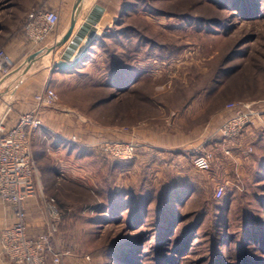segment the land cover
<instances>
[{
	"label": "rangeland",
	"instance_id": "1",
	"mask_svg": "<svg viewBox=\"0 0 264 264\" xmlns=\"http://www.w3.org/2000/svg\"><path fill=\"white\" fill-rule=\"evenodd\" d=\"M47 2L0 0V49L14 61L0 70V110L15 122L47 84L60 95L32 139L29 234L48 231L54 199L61 264H264V0H120L105 39L71 76L52 71L60 50L47 54L25 36L28 13L54 9ZM70 19L71 8L61 21ZM125 66L141 75L139 94L116 88L114 70ZM239 101L262 115L234 138L242 171L222 174L223 139L212 135ZM109 139L143 145L122 161L94 144ZM160 139L173 151L159 153ZM203 152L212 153L209 170L193 165Z\"/></svg>",
	"mask_w": 264,
	"mask_h": 264
},
{
	"label": "built area",
	"instance_id": "2",
	"mask_svg": "<svg viewBox=\"0 0 264 264\" xmlns=\"http://www.w3.org/2000/svg\"><path fill=\"white\" fill-rule=\"evenodd\" d=\"M60 20L58 10L37 7L30 11L24 24V32L32 47L44 49L45 42L54 33ZM13 65L11 56L1 48L0 70L7 72ZM59 100L57 90L47 84L35 92L33 108L20 113L15 122L9 118L11 110L7 106L0 110V200L16 210V221L0 231V246L2 252L15 264L62 263V254L52 249L58 222L62 217L55 200L47 201L48 231L38 237H32L28 232L27 211L28 200L37 195L32 139L37 131L46 128L41 117L42 110L57 104ZM227 109L231 114L212 135L222 138L224 142L240 136L245 128L262 115V111L250 102H230ZM94 144L122 161L133 159L143 145L135 140L120 139L101 140ZM226 150L229 153V149ZM252 150L249 147L246 153ZM212 160L210 152L197 153L193 157V165L199 170H209ZM223 195L224 187L219 186L215 197L220 199Z\"/></svg>",
	"mask_w": 264,
	"mask_h": 264
},
{
	"label": "crops",
	"instance_id": "3",
	"mask_svg": "<svg viewBox=\"0 0 264 264\" xmlns=\"http://www.w3.org/2000/svg\"><path fill=\"white\" fill-rule=\"evenodd\" d=\"M76 2H77V0H50V1L48 0V2L45 3L46 5H49L51 8H54L55 10L58 9L60 14H61V19H62L63 14L66 13L69 8H71V19H70V21L68 23H64L63 21L60 20V23L56 27L54 33L51 34V36L48 38V40L44 44V46H46L47 49L53 48V46L59 40H61V38L64 36V34L69 29L72 18H73V13H74L73 11H74V6H75ZM98 5L104 9V11L101 13L100 21L97 24V27H98L97 35H99L101 37L102 29L107 27V24H108L107 22L110 20V18H112V16H114L113 14H115V12L118 8V5L120 6V0H83L82 3L80 4V7H79L78 12L76 14V16H77L76 31L78 30V28H80V26H82L88 20V18L91 16V14H94L96 16H97V14H99V11L95 10V8ZM119 12H121V11H119ZM88 41H89V38L86 37L84 39L82 45L80 46L79 50L76 52L75 57L83 49V47L86 45V43ZM100 41L101 40L99 39L92 46L93 48L92 47H90V48L95 49ZM68 45H69V42L58 48V50H60V52H59V55L57 56L56 60H59L61 58L62 54L64 53V51L66 50ZM92 49H90V51H92ZM90 51L85 56L84 60L79 64L80 66L85 65L83 63H87L88 60H90V56H89ZM47 54H48V52H47ZM49 58H50V54H49ZM76 68L77 67H74L72 69L75 70ZM56 73L59 75L62 74V75H68V76H71V74H73V72L70 73L69 69L65 70V71L57 70ZM51 77H52V75L50 77L47 76L48 79ZM63 77H65V76H63ZM140 82H141V75L138 72L136 73V75H134V73H133V75H131L130 71L126 70L123 72L119 82L115 86H116V88H118L120 90V92H122L123 96H128V94H130V93L139 94L138 87L140 85ZM110 86H111V84H110ZM29 106H30V109L33 108V100H31V103ZM249 128L253 129L254 127H249ZM154 134H156V133H154ZM157 135L158 134H156V136ZM126 137H130L129 134H126ZM156 142L158 143L157 144L158 146H155L154 148L158 149L159 153H164L166 151H168V152L173 151V149H171V148H166V143L163 142L161 139L156 141ZM241 146H243V141L240 139H238V140L233 139V140H229L227 142H223L222 144H220V158L218 160L219 161L218 162L219 163V165H218L219 169L217 170V172H219V170H220V172L222 174H224L225 172H228L229 169L232 170L235 167H237L238 170L240 168V171H242L240 165L243 163V161L239 157V150L242 149V148L240 149ZM227 148L229 149L230 155L226 154ZM228 159H231L234 162H231V161L228 162ZM229 163L232 164L231 167L229 166V165H231ZM34 204L35 203L33 202V200H28L27 209L29 212L33 211ZM15 221H16V210H15V208L9 204H6L2 200H0V231L3 230L4 228L8 227V226H11ZM39 221L40 220L35 219L33 221V224L40 226L41 222H39ZM0 264H14V262L12 260H10L2 252L1 246H0Z\"/></svg>",
	"mask_w": 264,
	"mask_h": 264
},
{
	"label": "water",
	"instance_id": "4",
	"mask_svg": "<svg viewBox=\"0 0 264 264\" xmlns=\"http://www.w3.org/2000/svg\"><path fill=\"white\" fill-rule=\"evenodd\" d=\"M82 1L83 0H77L74 6L73 18L67 32L61 38V40H59L53 46V48L47 49V52L50 53L58 49L60 46H63L69 42V45L62 54L61 58L56 62H54L53 71L54 70L56 71L57 69L61 71H65L79 65L90 51V47L93 46L100 39V36L97 35L98 32L97 24L100 21L101 13L104 11V9L99 5L95 8L96 11H99V14H97V16L91 14L88 20L82 26H80V28H78V30L76 31V26H77L76 14ZM86 37L89 38V41L75 57L76 52L79 50L80 46L82 45ZM41 52L42 50H38L32 53L28 59L30 63L36 61L38 57L41 55Z\"/></svg>",
	"mask_w": 264,
	"mask_h": 264
},
{
	"label": "trees",
	"instance_id": "5",
	"mask_svg": "<svg viewBox=\"0 0 264 264\" xmlns=\"http://www.w3.org/2000/svg\"><path fill=\"white\" fill-rule=\"evenodd\" d=\"M124 6H125L124 9L127 10V8H131V6L135 7L136 4H133V5L131 4V5H130L129 3H127V4H125ZM124 13H125V11H121V14H120V15L123 16V15H125ZM103 39H105V37H104V38H103V37H100V40H103ZM130 40H131L130 44H133V43H134V42H133L134 39L131 37ZM131 60H132V57H131ZM124 63H125V62H124ZM120 64H121V62H120ZM125 65H126V64H125ZM116 68H117V67H116ZM116 68H115L114 72L119 73V74H118L119 76L116 78V83H115V85L119 82V80H120V78H121V75L123 74L124 71H126V70H127V71H130V72L132 71V68L130 69L129 66H128V67L125 66L124 68L121 67L120 69H116ZM71 69H72V68H71ZM115 74H116V73H115ZM114 97H115V96H112V97L110 98V100L113 99ZM223 142H224V141L222 140V143H223Z\"/></svg>",
	"mask_w": 264,
	"mask_h": 264
},
{
	"label": "bare ground",
	"instance_id": "6",
	"mask_svg": "<svg viewBox=\"0 0 264 264\" xmlns=\"http://www.w3.org/2000/svg\"><path fill=\"white\" fill-rule=\"evenodd\" d=\"M77 12H78V10H77Z\"/></svg>",
	"mask_w": 264,
	"mask_h": 264
}]
</instances>
